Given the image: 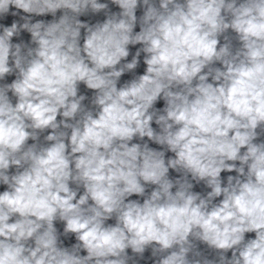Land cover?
<instances>
[{
	"label": "clouds",
	"instance_id": "obj_1",
	"mask_svg": "<svg viewBox=\"0 0 264 264\" xmlns=\"http://www.w3.org/2000/svg\"><path fill=\"white\" fill-rule=\"evenodd\" d=\"M0 188V264H264V0H0Z\"/></svg>",
	"mask_w": 264,
	"mask_h": 264
}]
</instances>
